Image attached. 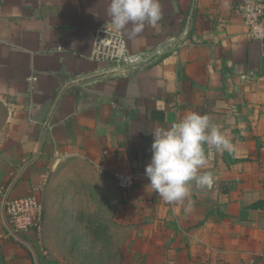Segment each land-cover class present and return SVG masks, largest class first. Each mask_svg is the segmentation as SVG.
Listing matches in <instances>:
<instances>
[{
	"label": "crops",
	"instance_id": "1",
	"mask_svg": "<svg viewBox=\"0 0 264 264\" xmlns=\"http://www.w3.org/2000/svg\"><path fill=\"white\" fill-rule=\"evenodd\" d=\"M160 2L156 27L122 30L129 51L147 56L122 70L91 56L96 29L114 25L110 0H0V187L35 194L45 219L63 183L73 193L92 183L77 195L108 207L118 194L119 209L157 213L141 228L170 242L173 261L264 264V41L250 38L240 0ZM188 112L209 115L235 150L213 149L200 170L214 175L212 189L192 181L183 203H168L143 171L153 131ZM121 173L136 174L132 188L112 184ZM6 233L0 264H34L37 235Z\"/></svg>",
	"mask_w": 264,
	"mask_h": 264
},
{
	"label": "rangeland",
	"instance_id": "2",
	"mask_svg": "<svg viewBox=\"0 0 264 264\" xmlns=\"http://www.w3.org/2000/svg\"><path fill=\"white\" fill-rule=\"evenodd\" d=\"M82 184L87 188L92 183ZM112 184L119 188L116 181ZM72 185L70 181L63 183L65 192L61 198L53 200L56 209H45L42 232L31 241L34 264H191L170 259L174 251L169 241L166 247L171 251L165 256L166 247L149 238L147 227L141 228L143 224L153 222L151 220L157 214L154 211L119 209L121 197L116 191L109 206L102 207L97 203L94 190H89L95 195L90 199L77 195L85 193V188L84 192L73 193ZM77 187L80 188V184ZM44 201L46 205L47 201ZM59 204L67 205V209H59ZM90 222L103 227L105 236L93 238L88 230ZM188 257L192 259L193 255ZM200 264L210 263L206 260Z\"/></svg>",
	"mask_w": 264,
	"mask_h": 264
},
{
	"label": "clouds",
	"instance_id": "3",
	"mask_svg": "<svg viewBox=\"0 0 264 264\" xmlns=\"http://www.w3.org/2000/svg\"><path fill=\"white\" fill-rule=\"evenodd\" d=\"M108 14L116 28L128 30L130 37H136L146 26L158 25L163 9L160 0H110ZM129 60L132 62L134 58ZM153 136L152 157L145 175L149 186L168 203H183L192 181L212 189L214 175L200 170L213 149L216 152L235 150L222 126L214 123L209 115L197 112H188L170 127L156 128Z\"/></svg>",
	"mask_w": 264,
	"mask_h": 264
},
{
	"label": "built area",
	"instance_id": "4",
	"mask_svg": "<svg viewBox=\"0 0 264 264\" xmlns=\"http://www.w3.org/2000/svg\"><path fill=\"white\" fill-rule=\"evenodd\" d=\"M235 8L242 17L250 38L264 41V0H240ZM91 56L98 62L115 65L122 70L147 61L144 53L129 51L127 38L121 29L108 24L96 29ZM130 57L134 58L132 62ZM116 180L122 189H130L135 185L136 174L121 173ZM10 188L11 186L0 187V227L7 230V236L27 243L25 240L29 233L40 235L42 232L44 207L35 194L13 197Z\"/></svg>",
	"mask_w": 264,
	"mask_h": 264
},
{
	"label": "trees",
	"instance_id": "5",
	"mask_svg": "<svg viewBox=\"0 0 264 264\" xmlns=\"http://www.w3.org/2000/svg\"><path fill=\"white\" fill-rule=\"evenodd\" d=\"M88 230L93 238H101V236H105V230L99 224H95L90 222L88 225Z\"/></svg>",
	"mask_w": 264,
	"mask_h": 264
},
{
	"label": "water",
	"instance_id": "6",
	"mask_svg": "<svg viewBox=\"0 0 264 264\" xmlns=\"http://www.w3.org/2000/svg\"><path fill=\"white\" fill-rule=\"evenodd\" d=\"M262 72L264 73V57L262 58ZM47 107H48V103H46V104L43 106L42 113L45 112V111L47 110ZM38 119H41V118H38Z\"/></svg>",
	"mask_w": 264,
	"mask_h": 264
}]
</instances>
